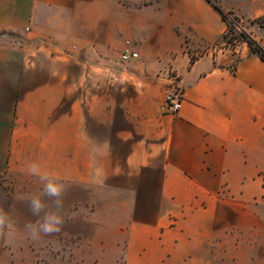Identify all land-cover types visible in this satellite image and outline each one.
Wrapping results in <instances>:
<instances>
[{
  "label": "crops",
  "instance_id": "crops-1",
  "mask_svg": "<svg viewBox=\"0 0 264 264\" xmlns=\"http://www.w3.org/2000/svg\"><path fill=\"white\" fill-rule=\"evenodd\" d=\"M226 29L206 0H0V264H264V62Z\"/></svg>",
  "mask_w": 264,
  "mask_h": 264
},
{
  "label": "built area",
  "instance_id": "built-area-1",
  "mask_svg": "<svg viewBox=\"0 0 264 264\" xmlns=\"http://www.w3.org/2000/svg\"><path fill=\"white\" fill-rule=\"evenodd\" d=\"M259 1L262 4H264V0H259ZM226 23H227V29L225 33L223 34L222 38L219 40V42L214 47H217V45L221 41L225 43L229 35H232V31L236 33V30L239 29L238 28L239 23H242V22L231 17V18H227ZM126 44L129 45L128 42ZM136 58H137V53L130 49H125L120 54V61L123 63H127ZM165 75H166V80H167V88L165 92L164 109L170 114L174 115L181 109L182 102L184 99V89L181 85L180 75L177 73L175 69H173L172 67H169L166 70Z\"/></svg>",
  "mask_w": 264,
  "mask_h": 264
},
{
  "label": "rangeland",
  "instance_id": "rangeland-1",
  "mask_svg": "<svg viewBox=\"0 0 264 264\" xmlns=\"http://www.w3.org/2000/svg\"><path fill=\"white\" fill-rule=\"evenodd\" d=\"M252 1L253 0H217V2L221 5L230 6V7L239 8V9H246L247 4H250ZM259 5H260V8L264 10V4L259 2ZM224 12L226 13L227 18L233 17L236 20L241 21L242 23H239L238 25L239 29L236 30V33L232 31V35H229L225 43L221 41L217 45L218 47L217 49L235 48L239 44V42H241V39H239L240 33H245L248 36H250L249 31L255 32V34L257 35L259 33L264 34V30L260 31L261 28H264V15H262L261 12H259L257 18H254L253 20H250L249 22L246 21L244 18H241L238 15H236V13L233 11H224Z\"/></svg>",
  "mask_w": 264,
  "mask_h": 264
},
{
  "label": "clouds",
  "instance_id": "clouds-1",
  "mask_svg": "<svg viewBox=\"0 0 264 264\" xmlns=\"http://www.w3.org/2000/svg\"><path fill=\"white\" fill-rule=\"evenodd\" d=\"M32 171L34 172V170ZM45 191L50 195H57L61 191V188L60 186L49 182L45 187ZM33 204L36 212H39L40 209L43 207V205L41 204L38 198L33 200ZM60 219L61 218L58 217L55 213L46 214L44 222L43 223L38 222L39 229L45 234L58 232L60 230L59 226H57V224L53 223L52 221H59ZM3 223H4V218L0 216V225H3Z\"/></svg>",
  "mask_w": 264,
  "mask_h": 264
},
{
  "label": "trees",
  "instance_id": "trees-1",
  "mask_svg": "<svg viewBox=\"0 0 264 264\" xmlns=\"http://www.w3.org/2000/svg\"><path fill=\"white\" fill-rule=\"evenodd\" d=\"M215 10H217L226 21V13L220 8L219 3L217 0H206ZM239 39L241 41L246 42L247 45L250 47L251 51L259 56V58L264 62V47L259 45L254 39L248 36L245 33H240Z\"/></svg>",
  "mask_w": 264,
  "mask_h": 264
}]
</instances>
